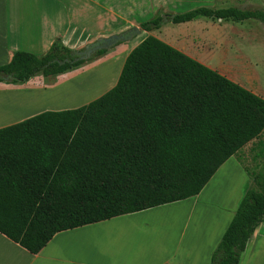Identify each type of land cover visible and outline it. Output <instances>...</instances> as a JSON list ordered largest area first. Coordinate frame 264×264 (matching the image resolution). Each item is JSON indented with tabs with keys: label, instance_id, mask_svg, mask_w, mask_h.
Returning a JSON list of instances; mask_svg holds the SVG:
<instances>
[{
	"label": "trees",
	"instance_id": "trees-1",
	"mask_svg": "<svg viewBox=\"0 0 264 264\" xmlns=\"http://www.w3.org/2000/svg\"><path fill=\"white\" fill-rule=\"evenodd\" d=\"M200 17L264 22V10L202 5L140 28ZM70 50L59 37L42 55L16 50L0 65V83L48 79L107 52L64 61ZM263 130L264 98L147 35L98 97L0 127V233L35 254L59 231L195 196ZM247 174L210 264H237L264 221V162Z\"/></svg>",
	"mask_w": 264,
	"mask_h": 264
},
{
	"label": "crops",
	"instance_id": "crops-1",
	"mask_svg": "<svg viewBox=\"0 0 264 264\" xmlns=\"http://www.w3.org/2000/svg\"><path fill=\"white\" fill-rule=\"evenodd\" d=\"M215 1L0 0V65L8 62L16 50L42 55L56 37L62 40L66 35L77 32L87 35L120 32L132 26L138 27L141 22L159 14L210 6ZM206 19L209 18L180 22L185 24L184 36L193 39L197 34L202 42L208 34L212 36L211 32L203 33L201 28H194L195 24ZM158 38L170 44V36L168 39ZM9 89L13 88L0 85V92ZM219 168L197 195L141 210L146 212L155 208L150 219L154 221L152 225L163 220L158 228L138 221L135 216L140 211L122 214L59 231L35 254L0 233V264H210L211 253L237 207L226 199L215 200L205 195L208 194L209 183L219 174ZM111 232L118 233L112 234L111 238L104 237L100 240L102 243L95 242L97 246L84 253L80 254L77 246L73 245L78 240L93 243V234L98 236ZM137 232L155 234L157 239L151 248L143 244ZM130 236L133 238L124 239ZM237 264H264V221L254 230Z\"/></svg>",
	"mask_w": 264,
	"mask_h": 264
},
{
	"label": "rangeland",
	"instance_id": "rangeland-1",
	"mask_svg": "<svg viewBox=\"0 0 264 264\" xmlns=\"http://www.w3.org/2000/svg\"><path fill=\"white\" fill-rule=\"evenodd\" d=\"M232 5L264 10V0H216L215 3L210 4L211 7L216 8ZM184 25L166 20L158 29L142 30L136 37L114 46L104 55L48 79L38 75L18 85L0 83L2 87L13 88L0 92V127L20 121L38 111L75 108L98 97L115 84L122 66L121 61L125 59L127 53L142 38L151 34L165 39L170 36V45L198 58L219 73L264 98V22L255 19L240 22L211 18L201 20L199 24L194 25V28H201L203 33L204 31L212 33V36L208 34L203 42L199 40L197 34L193 39L186 35L185 37ZM138 27L140 28V25ZM110 32L93 35L77 32L66 35L62 40L70 49H81L97 37L113 33ZM112 60L114 62L108 64ZM263 162L264 130L220 166L219 174L209 183L206 190L208 194L205 195L215 200L226 199L232 202L234 207L237 206L249 184L247 170H255ZM154 211L155 208L146 212L140 211L135 217L138 221L149 224L151 228H158L163 220L160 219L152 225L154 221L150 218ZM161 212L164 214L162 210ZM119 227L126 228L121 225ZM116 233L118 232L103 233L98 236L93 234L92 238L95 240L93 243L87 244L86 241L78 240V243L73 245L77 246L81 254L93 249L95 242L102 243L100 240L104 237L111 238L112 234ZM137 233L143 244L148 247L157 239L154 233ZM131 238L133 236L124 237L128 240Z\"/></svg>",
	"mask_w": 264,
	"mask_h": 264
},
{
	"label": "water",
	"instance_id": "water-1",
	"mask_svg": "<svg viewBox=\"0 0 264 264\" xmlns=\"http://www.w3.org/2000/svg\"><path fill=\"white\" fill-rule=\"evenodd\" d=\"M173 15H171L172 17ZM142 29L137 26H132L126 30L112 33L108 36L97 37L94 41L85 44L81 49H71L69 56L64 61H77L80 59L86 60L100 49L110 50L118 42L131 40L141 33Z\"/></svg>",
	"mask_w": 264,
	"mask_h": 264
}]
</instances>
